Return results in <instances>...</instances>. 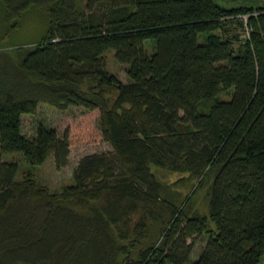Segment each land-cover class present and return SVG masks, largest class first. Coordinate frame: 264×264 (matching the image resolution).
Wrapping results in <instances>:
<instances>
[{
	"label": "trees",
	"instance_id": "trees-1",
	"mask_svg": "<svg viewBox=\"0 0 264 264\" xmlns=\"http://www.w3.org/2000/svg\"><path fill=\"white\" fill-rule=\"evenodd\" d=\"M220 1L0 0V27L47 20L37 40L0 45V264L261 262L264 0ZM40 102L98 110L110 146L60 191L2 158L67 165V133L21 132Z\"/></svg>",
	"mask_w": 264,
	"mask_h": 264
},
{
	"label": "rangeland",
	"instance_id": "rangeland-1",
	"mask_svg": "<svg viewBox=\"0 0 264 264\" xmlns=\"http://www.w3.org/2000/svg\"><path fill=\"white\" fill-rule=\"evenodd\" d=\"M221 3L220 0H216ZM225 5H230L225 1ZM47 28V20L44 13L40 9H34L28 15L18 18V24L11 29L0 27V45H11L23 43L24 41H35L42 37ZM199 42L203 41V37L199 36ZM153 40H145L143 45L148 54L153 49ZM107 68L110 72L116 74L122 82H127L125 74V64L118 63L114 58V51L105 53ZM98 110H87L84 107L70 106L66 110H59L52 105L40 102L35 114L22 115L21 132L31 138L35 133V127L38 123H43L47 127L57 130L59 135L67 133L69 140V156L67 165L61 169H57L54 165L52 157H49L44 163L39 165H31L24 160L21 153H10L2 155L3 160L17 162L19 172L17 179L22 172L30 171L34 174L39 183L47 186L51 191H60L64 186L73 184L72 172L78 160L91 153H99L109 151L108 143L101 139V135L97 125ZM166 180H171L170 174L166 173ZM189 189L188 186L181 187V192ZM204 190H200L197 200L203 201ZM205 244L203 239H197L191 253L190 261H194ZM259 264H264V256Z\"/></svg>",
	"mask_w": 264,
	"mask_h": 264
},
{
	"label": "crops",
	"instance_id": "crops-1",
	"mask_svg": "<svg viewBox=\"0 0 264 264\" xmlns=\"http://www.w3.org/2000/svg\"><path fill=\"white\" fill-rule=\"evenodd\" d=\"M22 117V116H21Z\"/></svg>",
	"mask_w": 264,
	"mask_h": 264
}]
</instances>
